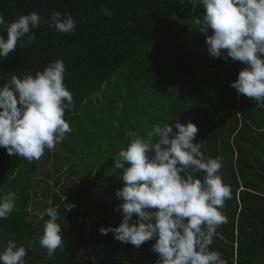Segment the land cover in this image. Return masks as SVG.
Returning a JSON list of instances; mask_svg holds the SVG:
<instances>
[{
    "label": "trees",
    "instance_id": "1",
    "mask_svg": "<svg viewBox=\"0 0 264 264\" xmlns=\"http://www.w3.org/2000/svg\"><path fill=\"white\" fill-rule=\"evenodd\" d=\"M33 11L43 17L31 29L36 41H25L27 46L18 41L13 53L0 57V86L63 60L64 83L73 96L65 119L72 131L32 162L0 148V196H17L13 212L0 219V252L12 239L28 250L26 264H156L155 241L137 249L99 231L118 227L123 219L116 193L124 185L113 160L130 143V130L146 136L154 125L191 121L198 127L193 142L202 144L205 159L222 158L220 173L231 186V198L221 209L227 223L218 226L210 250L222 253L227 264H264V102L238 96L230 87L247 65L209 56L206 36L195 25L205 12L202 5L0 0L6 24ZM53 12H70L75 31L49 27ZM183 13L192 19L188 25L180 20ZM0 35L7 37L3 26ZM91 148L95 154L86 163ZM48 166L53 170L43 171ZM58 170L66 176H55ZM192 175L203 181L206 173ZM48 208L57 209L63 238L51 257L39 244Z\"/></svg>",
    "mask_w": 264,
    "mask_h": 264
},
{
    "label": "clouds",
    "instance_id": "2",
    "mask_svg": "<svg viewBox=\"0 0 264 264\" xmlns=\"http://www.w3.org/2000/svg\"><path fill=\"white\" fill-rule=\"evenodd\" d=\"M189 2L205 9L195 18V25L206 36L209 56L225 62L230 57L247 65L230 87L238 96L254 98L260 105L264 102V0ZM103 11L112 15L107 7ZM42 23L43 17L35 11L9 24L0 14V26L7 31L6 38L0 35V57L6 59L13 53L18 41L21 46L36 41L31 29ZM76 26L70 12H53L49 17V27L57 32L73 33ZM65 72L64 61L58 59L35 75L12 76L0 86V148L10 156L39 160L46 148L55 150L72 131L65 119V110L73 104L64 83ZM197 133L198 127L191 121L186 125L157 124L146 136L128 132L130 143L113 160V169L120 170L124 185L116 193L121 201L116 211L123 219L118 227H101V234L112 233L117 241L137 249L155 241L151 250L158 254L156 264H227L222 253L210 250V245L218 226L227 223L221 209L231 198V186L220 173L222 158L205 159L202 144L193 142ZM200 171L206 173L203 181L192 175ZM16 200L14 192L0 196V219L8 218ZM47 216L39 244L51 257L63 238L57 209L48 208ZM27 251L9 239L0 252V264H26Z\"/></svg>",
    "mask_w": 264,
    "mask_h": 264
},
{
    "label": "rangeland",
    "instance_id": "3",
    "mask_svg": "<svg viewBox=\"0 0 264 264\" xmlns=\"http://www.w3.org/2000/svg\"><path fill=\"white\" fill-rule=\"evenodd\" d=\"M199 1L197 0V3H198ZM190 6V5H189ZM188 6V7H189ZM182 16L180 17V20H181V22L184 24V25H188V22H190V21H192V19L190 18V17H188L187 16V14H181ZM182 25V24H181ZM191 27L193 26V24H191L190 25ZM180 37H181V34H180ZM193 40L194 41H197L198 40V36L195 34L194 36H193ZM48 150V149H47ZM59 151V150H58ZM92 154H95L94 153V148H91V149H89V152L86 154V156L84 157V160H85V162L86 163H88L89 162V156L90 155H92ZM48 169H51V170H53V166H48V167H44L43 168V171H48ZM54 172V171H53ZM62 173V171H59L58 170V172L57 173H55V176L57 175V174H60V175H62L63 177H65L66 176V174L65 173H63V174H61ZM49 206V202H47V204H45V205H43L42 206V209H46L47 207Z\"/></svg>",
    "mask_w": 264,
    "mask_h": 264
}]
</instances>
